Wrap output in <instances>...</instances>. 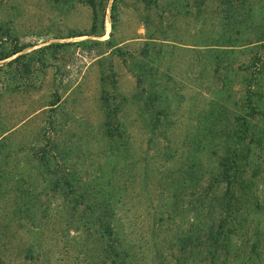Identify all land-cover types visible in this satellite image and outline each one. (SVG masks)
Instances as JSON below:
<instances>
[{
    "label": "rangeland",
    "instance_id": "rangeland-1",
    "mask_svg": "<svg viewBox=\"0 0 264 264\" xmlns=\"http://www.w3.org/2000/svg\"><path fill=\"white\" fill-rule=\"evenodd\" d=\"M17 48L35 85L0 90V264H104L83 185L115 204L133 264H201L217 156L246 153L248 89L264 106V0H0V57ZM253 131L264 201V118ZM246 219L261 244L231 236L225 264H264Z\"/></svg>",
    "mask_w": 264,
    "mask_h": 264
},
{
    "label": "trees",
    "instance_id": "trees-1",
    "mask_svg": "<svg viewBox=\"0 0 264 264\" xmlns=\"http://www.w3.org/2000/svg\"><path fill=\"white\" fill-rule=\"evenodd\" d=\"M90 3L92 4V2ZM25 49L17 48L0 57V61H3L18 55L6 62L5 67H0V90L14 93L33 88L35 85L33 80L24 78L28 77L34 70L33 63L27 59L29 54H21ZM257 70L264 71V64L259 66ZM23 75L25 76L22 77ZM248 76V87L254 89L256 84L252 82V74ZM252 94L254 91L250 92L248 89L245 95L246 116L242 120L243 139L247 138L246 153L239 156L234 149L232 151L227 150L224 154L217 156L216 174L213 176V180L216 184L224 185V193L212 207L214 224L210 225V228L198 237L199 245L196 247H200L201 241L206 246V255L200 258L201 264H225L228 260L225 256L228 248H230L231 236L233 238L240 236L241 240L236 248L242 249L245 246L250 254H253L261 244L258 238L260 227H262L260 222L255 221L253 228L250 229L246 219L248 216H252L256 220H264V201L257 197L256 191L258 175L256 169H253L252 161H250V145L255 139L253 129L256 121H261L264 118V106H261L259 99H252L251 97H255ZM144 101L147 103L148 100L145 99ZM106 127L107 130L111 131L110 126ZM107 134L111 136L110 133ZM64 184L62 182L61 186ZM69 196L84 206L82 209L73 208L75 212L78 210L84 221L83 227L93 230L102 240L104 264H133L130 256L132 247L126 240V233H122V226L119 224L114 209L115 204L110 203L109 195L102 193L101 196L99 194L97 196L94 194V189H88L86 185H83L80 191L71 193ZM121 198L122 194L120 195ZM181 249H185V246H182ZM219 252H224V257H221ZM24 258L28 257L25 256ZM186 258H192V256H182L175 261V264H180Z\"/></svg>",
    "mask_w": 264,
    "mask_h": 264
}]
</instances>
